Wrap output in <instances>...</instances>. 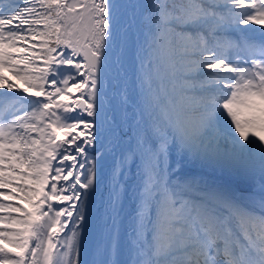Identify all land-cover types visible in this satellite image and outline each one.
Masks as SVG:
<instances>
[{
    "label": "snow or ice",
    "instance_id": "snow-or-ice-1",
    "mask_svg": "<svg viewBox=\"0 0 264 264\" xmlns=\"http://www.w3.org/2000/svg\"><path fill=\"white\" fill-rule=\"evenodd\" d=\"M136 60L150 123L112 153L90 236ZM0 90V264H122L120 178L137 154L131 264H264V0H0ZM171 148L259 174L258 198L172 169Z\"/></svg>",
    "mask_w": 264,
    "mask_h": 264
},
{
    "label": "bare ground",
    "instance_id": "bare-ground-1",
    "mask_svg": "<svg viewBox=\"0 0 264 264\" xmlns=\"http://www.w3.org/2000/svg\"><path fill=\"white\" fill-rule=\"evenodd\" d=\"M140 2H141L140 0H135V4ZM122 4L130 5L128 0L122 2ZM127 12L129 15L131 14L130 9H127ZM139 68H140L139 60H136L134 65L129 66L130 99L128 101V104L132 105L133 109L130 112L127 111L125 112L124 110H122L120 116L121 118L126 116V120L123 124V127L125 132H127V135H125L123 139L119 142L118 147L113 148V146L109 143V140L112 139V136L110 134H106L105 146L101 150L105 154L106 163H105L104 173L102 177H99L100 179H102L100 189L96 194V198L94 202L90 205V211L92 215L91 226L89 229L90 236L91 234L95 233V231L98 229V222L96 219L97 209L100 208V194L103 193L105 197L107 195L109 179H110V170L114 163L112 153L113 152L115 153V163H119L122 152L125 155H127L130 150H134L136 148V142L133 137V133L136 130L137 124L139 123L140 127L143 128L145 122L150 123V117L148 112L147 111L142 112V109L144 108L143 97L145 93L142 91L138 82L135 83L134 85L132 83V80L134 79V73H138ZM137 105H139V107ZM73 115H75V113H73ZM89 151H91V149H89ZM177 160H180V166L182 171L189 176H196V177L203 176L209 181L213 179H218L225 183H231L236 187H247L251 192L256 193V196L258 198L260 184H261V177L259 176V174H256L254 177L243 178V179L229 176L226 173L221 174L218 170L213 171L212 168L204 166L202 162L197 159L191 157H185L182 159L177 155L175 148H171L169 154V164L172 169L176 168ZM140 164H141L140 156L139 154H137L134 159H129L128 162L125 165H123L124 175L120 178L122 185L126 189V195L122 201L123 209H124V213H123L124 222L121 227L122 252H121L120 260L122 261V264H131L127 252V247L129 241V234L131 233L133 226L132 217L135 215L133 209L135 207L136 201L133 197V193L137 190V186L141 182L139 175ZM54 206L64 207L66 205H54ZM100 211L102 212L103 209L100 208ZM69 227H71V225H69ZM81 258L82 259L84 258L83 252Z\"/></svg>",
    "mask_w": 264,
    "mask_h": 264
},
{
    "label": "water",
    "instance_id": "water-1",
    "mask_svg": "<svg viewBox=\"0 0 264 264\" xmlns=\"http://www.w3.org/2000/svg\"><path fill=\"white\" fill-rule=\"evenodd\" d=\"M117 1L122 4V2L127 1V0H117ZM128 2H129V4H135V0H128ZM113 83H115V80L113 81ZM110 95H111V92H110ZM115 106L117 108L118 116L120 117L121 116V112H122L121 110H123V109L120 108L118 101L116 102ZM132 109H133V106L128 104L126 111L130 112Z\"/></svg>",
    "mask_w": 264,
    "mask_h": 264
},
{
    "label": "rangeland",
    "instance_id": "rangeland-1",
    "mask_svg": "<svg viewBox=\"0 0 264 264\" xmlns=\"http://www.w3.org/2000/svg\"><path fill=\"white\" fill-rule=\"evenodd\" d=\"M142 2V0H140ZM254 27H260V26H254ZM5 75H7V73H5ZM0 91H4V90H0Z\"/></svg>",
    "mask_w": 264,
    "mask_h": 264
}]
</instances>
